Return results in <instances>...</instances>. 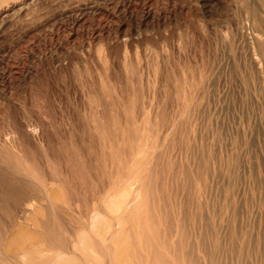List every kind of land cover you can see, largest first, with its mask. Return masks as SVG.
<instances>
[{"label":"rangeland","instance_id":"rangeland-1","mask_svg":"<svg viewBox=\"0 0 264 264\" xmlns=\"http://www.w3.org/2000/svg\"><path fill=\"white\" fill-rule=\"evenodd\" d=\"M0 264H264V0H0Z\"/></svg>","mask_w":264,"mask_h":264},{"label":"bare ground","instance_id":"bare-ground-1","mask_svg":"<svg viewBox=\"0 0 264 264\" xmlns=\"http://www.w3.org/2000/svg\"><path fill=\"white\" fill-rule=\"evenodd\" d=\"M25 259L28 258V256L24 257ZM11 261V260H10Z\"/></svg>","mask_w":264,"mask_h":264}]
</instances>
